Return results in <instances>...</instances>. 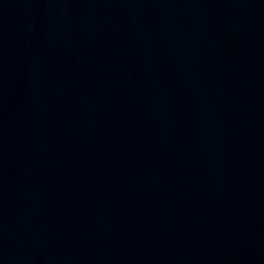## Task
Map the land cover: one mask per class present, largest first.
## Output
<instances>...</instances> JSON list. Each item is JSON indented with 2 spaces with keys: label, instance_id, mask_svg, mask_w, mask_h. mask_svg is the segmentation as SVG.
Wrapping results in <instances>:
<instances>
[{
  "label": "water",
  "instance_id": "water-1",
  "mask_svg": "<svg viewBox=\"0 0 264 264\" xmlns=\"http://www.w3.org/2000/svg\"><path fill=\"white\" fill-rule=\"evenodd\" d=\"M0 264H264V0H0Z\"/></svg>",
  "mask_w": 264,
  "mask_h": 264
}]
</instances>
